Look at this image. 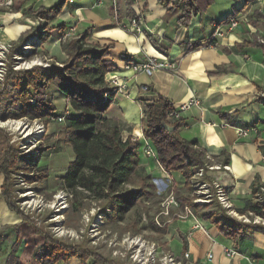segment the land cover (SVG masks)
Segmentation results:
<instances>
[{
  "label": "crops",
  "instance_id": "0c3cea01",
  "mask_svg": "<svg viewBox=\"0 0 264 264\" xmlns=\"http://www.w3.org/2000/svg\"><path fill=\"white\" fill-rule=\"evenodd\" d=\"M61 2V12L50 17L46 9ZM94 3L95 0H15L10 10L0 8V43L11 42L21 48L30 39L40 41L41 32H48L39 49L47 50L44 59L56 56L61 64L67 57L54 42L62 34L58 27L73 26L78 32L90 27L87 41L111 46L106 59L115 68L109 71L118 74L125 85L116 92L106 116L120 119L125 137L138 140L142 149L146 142L144 101L162 97L178 108L196 97L199 104L181 115L178 134L204 150L206 170L201 180L206 183V191L209 193L210 186H220L232 210L247 215L246 201L252 199L254 185H264V1L213 0L204 11L192 15L188 25L178 22L179 11L170 10L173 2L118 0L116 12L109 5L100 8ZM39 11L40 17L33 15ZM232 13L238 18L237 25L210 46L217 24ZM134 17L142 21L140 32L132 34L119 27L118 21L128 22ZM191 44L196 46L187 49ZM153 56L173 62L174 68L150 76L124 69L126 61L142 62ZM143 85L148 86L147 92L141 90ZM49 93L59 94L65 101L58 89ZM57 112L56 109L54 113ZM138 166L150 176H170L172 184L159 208L150 214L151 225L135 233L147 236L159 250L186 264H264V229L247 228L234 242L222 236L215 223L184 204L186 196H193L194 202L196 192L187 191L182 172H163L157 155L156 159L147 157L143 151L139 152ZM2 179L0 175V264H7L12 250L16 264H39L33 252L43 237L32 223L24 222L8 208L1 196ZM170 190L178 204L165 207L163 201ZM186 206L193 216L185 217ZM228 251H233L232 255ZM185 252L189 254L187 259ZM92 261L89 258L86 264ZM56 264H80V260L74 257Z\"/></svg>",
  "mask_w": 264,
  "mask_h": 264
},
{
  "label": "trees",
  "instance_id": "16d2710c",
  "mask_svg": "<svg viewBox=\"0 0 264 264\" xmlns=\"http://www.w3.org/2000/svg\"><path fill=\"white\" fill-rule=\"evenodd\" d=\"M172 3L170 10L179 11L178 22L188 25L192 15L204 11L213 0H164ZM63 3L47 8L50 17L58 15ZM41 12L33 15L40 17ZM219 22L217 25L222 23ZM59 31L65 33V27L60 25ZM91 28L67 39L62 44L66 60L61 63L52 62L49 66L32 65L29 68L14 69L7 62L0 81V120L28 118L42 119L52 115L56 108L49 100L52 88L58 89L71 107L63 122V141L72 148L74 157L68 164L62 177V188L72 194L76 210L83 208L79 200L80 192H93L95 199L105 201V209L110 216L121 220L123 213L135 199V194L142 193L152 196L155 187L146 182L140 174L139 147L140 142L131 136L123 137V123L116 117H107L114 97L115 89L105 80L106 73L115 68L107 60L110 45L88 42ZM40 41L48 37V32H41ZM22 40H20L21 43ZM191 44L187 49H193ZM13 49L19 46H12ZM10 50V51H11ZM145 111L143 136L153 145L157 152L159 164L167 172L180 171L186 179L187 191L192 190L193 176L202 169L204 150L196 143L181 138L178 128L180 118L169 122L167 110L171 103L160 97L157 101L143 102ZM165 125L172 127L169 131ZM0 175L3 176L1 196L8 208L18 214L24 222L32 223L37 233L43 237V242L36 247L33 258L39 264H56L78 258L80 264H86L87 258H92L90 264H117L116 261L103 256L90 246L81 243L67 242L52 236L43 226V220L24 212L17 204L16 175L22 174L28 183L38 182L47 177L45 170H35L34 162H30L27 154H23L9 140L8 134L0 127ZM204 174V172H203ZM147 181H149V177ZM203 179L205 176L202 175ZM125 184H140L139 190L124 189ZM259 182L253 187V197L246 201V212L264 218V201L256 198ZM210 200L207 203L193 202V196H186L184 204L189 205L203 219H209L218 226L224 237L237 242L247 228L264 229V224L244 222L227 214L215 196V188L210 186ZM108 201V202H107ZM12 250L7 264H16Z\"/></svg>",
  "mask_w": 264,
  "mask_h": 264
},
{
  "label": "rangeland",
  "instance_id": "374dc122",
  "mask_svg": "<svg viewBox=\"0 0 264 264\" xmlns=\"http://www.w3.org/2000/svg\"><path fill=\"white\" fill-rule=\"evenodd\" d=\"M68 30L69 28L65 27V33ZM55 32L59 33L57 29H55ZM65 33L61 35L55 33L59 37L56 38V41L53 40L54 38H51V41L56 42L57 46H61L62 48L65 40L80 32L76 30L67 38L65 37ZM29 46L25 50L15 48L9 51L4 60L5 66L7 62H11L13 65H18L19 69H24L31 67L32 63L38 61L49 64L58 61V57L56 56L52 57L51 60L44 59V54H46L47 50L39 49V40H35V43ZM14 55L21 58L17 59ZM54 90L52 88L50 92H54ZM62 98L59 94L49 93V100L58 110L57 114H63L66 109L71 111V107L68 104L66 107V101ZM54 117L56 115L34 120H29L28 118L0 120V127L8 134L9 140L15 147L20 148L23 154L28 155L29 161L35 164V170H45L47 173V177L41 181L32 183H28L22 174L15 176V184L18 189L15 192L18 206L37 219L43 220V226H46L51 234L53 226L61 224V222L64 223L65 228L72 232V236L59 238L61 240L90 246L103 256L115 260L117 264H139L130 258V253L137 248V244L132 242L128 245V242L124 241L123 237L132 238L137 236L152 242L148 240L147 236L135 232L137 230L140 231L143 226L149 227L151 225L153 220L150 216L159 208L161 198L168 188L162 193L157 192L155 188L152 189L153 195L151 197L142 193L135 194V199L129 205L127 211L123 213L121 220L108 219L106 217L104 223H100L97 227H95V224H98L96 220L99 214H103L100 212L105 210V200L102 198H100L101 200L95 199L96 194L93 192L81 191L80 195H78L79 200L83 203L82 209L76 210L72 197H69L66 201L65 209H60L55 195L59 194L62 190L64 191L61 177L65 174L68 164L73 160L74 154L71 146L66 144L62 139L64 134L63 122H57ZM36 123L44 125V132L40 134L37 147L33 148V152L25 153L22 146L32 139L34 132L31 126L35 127ZM122 134L125 138L124 131ZM3 147V145L0 146V153ZM142 151L143 149L140 145L139 152ZM140 174L145 178L146 182H149L146 176L150 177V173L141 170ZM140 186V184H125L123 188L139 190ZM109 214L108 212L107 215ZM38 237L41 238L40 236ZM141 249L143 253L146 251L143 248Z\"/></svg>",
  "mask_w": 264,
  "mask_h": 264
},
{
  "label": "built area",
  "instance_id": "2783aa9c",
  "mask_svg": "<svg viewBox=\"0 0 264 264\" xmlns=\"http://www.w3.org/2000/svg\"><path fill=\"white\" fill-rule=\"evenodd\" d=\"M69 2H73V0H68ZM253 2H262L264 0H252ZM15 0H0V8L4 10H10L12 6L14 5ZM95 6H98L100 8H104L106 5H109L114 12L117 11L118 7V0H95L94 3ZM117 19V18H116ZM238 23V18L235 15V13L230 14L227 16L222 23L216 26L215 30L212 33L211 36V43L209 44L210 46L214 45V41L218 38L223 36L225 33L230 32L233 30V28L237 25ZM118 25L121 29L124 31L130 32L132 34H135L136 32H140L142 30V21L138 18H130L128 22L124 21H118ZM74 31H76L75 27H70L69 30L65 33V37L71 36ZM35 43V40L30 39L23 46L21 47L23 50L27 49L30 47L29 45ZM12 48V43L11 42H2L0 43V79L3 77L4 69H5V63L4 60L6 58V54L10 51ZM15 58L19 59L21 58L20 56L14 55ZM42 65L44 67L49 66V63H44L41 61H38L36 63H32L31 65ZM175 64L173 62H169L167 59H160L159 57H148L142 62H132V61H126L124 63V69L125 70H131L134 73H144L148 76L152 75L156 71L159 70H166V69H172L174 68ZM14 69H19L18 65H13ZM105 80L108 82L110 86H112L116 92L121 91L125 85L123 81H121V78L119 77L118 74L112 73L108 71L105 76ZM141 90L144 92H147L148 86L143 85L141 86ZM199 100L194 97L180 105L178 108L170 107L166 114H167V119L168 120H177L181 117V115L184 113V111L189 108L192 105H198ZM70 111L68 109L65 110L63 114H57L54 119L57 122H64L65 116L69 114ZM145 117V114H144ZM143 117V118H144ZM36 121V120H35ZM32 131L34 132L33 137L31 140L27 141V144H24L22 146L23 152L28 153V152H33V148L37 147L38 139L39 136L42 132H44V125L42 123H36L35 127L31 126ZM143 152L147 157H152L156 159V152L154 151L151 143L149 140L146 139ZM159 163V162H158ZM160 165V164H159ZM162 168L163 172H167L163 169V167L160 165ZM203 175V170L200 169L196 174L195 177H193V182H192V189L196 192V197L194 199L195 203H204L206 201H209L210 198V193L206 191V183L201 180V177ZM149 182L152 183L157 190V192H164L169 185L172 184V180L170 176H167L165 178H159L155 176H150L149 177ZM164 187V188H163ZM215 188V196L219 203L222 205V207L225 209L227 214L230 216L235 217L238 220L244 221V222H254V223H261L264 224V218L260 216L253 215L252 213H249V215H241L232 210V206L229 203L226 193L224 190L218 186L214 185ZM168 190V189H167ZM166 190V192H167ZM56 199H58L57 205L60 209H65L66 207V201L68 198L72 197V194L66 190L60 191L59 194L55 195ZM256 198L260 201H264V185L260 184L259 185V191L256 195ZM163 203L165 204V207L169 205H177L178 203L176 202L173 192L170 190L169 193L166 195ZM30 207V206H29ZM185 217L187 215L193 216V212L189 207H185ZM107 211V212H106ZM110 213L109 209H105L101 211L97 217V223L95 224V227H97L100 223H104V219L108 216L107 213ZM168 213V212H167ZM62 214V213H60ZM198 227V226H196ZM52 235L54 237L62 238L65 236H72V232L65 228L64 223L61 222V224H56L55 226L52 227ZM124 241L128 242V245H130L132 242L134 244H137V248L134 249L130 253V258L139 264H186L185 262L177 260L174 256L164 253L163 251L159 250L156 246L155 243L149 242L145 240L144 238L141 237H132L128 238L127 236L123 237ZM146 250L144 253L142 252V249ZM233 251H228V255H232ZM184 258H188L189 254L188 252L184 253ZM212 255L209 254L208 258H211Z\"/></svg>",
  "mask_w": 264,
  "mask_h": 264
},
{
  "label": "water",
  "instance_id": "95a60500",
  "mask_svg": "<svg viewBox=\"0 0 264 264\" xmlns=\"http://www.w3.org/2000/svg\"><path fill=\"white\" fill-rule=\"evenodd\" d=\"M165 128H167L169 131L172 130V127H168L167 125H165Z\"/></svg>",
  "mask_w": 264,
  "mask_h": 264
},
{
  "label": "bare ground",
  "instance_id": "6f19581e",
  "mask_svg": "<svg viewBox=\"0 0 264 264\" xmlns=\"http://www.w3.org/2000/svg\"><path fill=\"white\" fill-rule=\"evenodd\" d=\"M26 125V124H25Z\"/></svg>",
  "mask_w": 264,
  "mask_h": 264
}]
</instances>
